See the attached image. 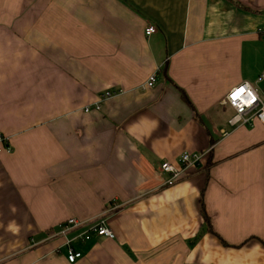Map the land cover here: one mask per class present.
Returning <instances> with one entry per match:
<instances>
[{"label": "crops", "instance_id": "1", "mask_svg": "<svg viewBox=\"0 0 264 264\" xmlns=\"http://www.w3.org/2000/svg\"><path fill=\"white\" fill-rule=\"evenodd\" d=\"M259 28L264 0H0V264H264V123L224 103L264 90ZM185 151L212 164L166 184ZM69 217L115 236L70 262Z\"/></svg>", "mask_w": 264, "mask_h": 264}, {"label": "built area", "instance_id": "2", "mask_svg": "<svg viewBox=\"0 0 264 264\" xmlns=\"http://www.w3.org/2000/svg\"><path fill=\"white\" fill-rule=\"evenodd\" d=\"M156 31L157 27L154 25H150L146 28L147 35H151ZM258 31L259 34L264 37V28H259ZM257 80L259 82L264 81V70L258 76ZM155 83L156 76L155 74H152L146 81L145 86L152 87ZM115 92L116 91H107L104 96L108 98L117 94ZM224 103L234 110V114L228 120V123L231 126L253 125L256 121L264 123V96H262L261 91L252 83L243 81L234 86L226 95ZM88 108L89 107H86L87 110ZM224 134H227V132H224ZM7 140L8 137L0 134V142L6 141L7 143ZM206 153L207 152L185 151L181 154L178 165L169 161H163L160 163V171L170 174V177L165 183L171 185L180 178L187 169L200 166ZM74 231L80 232L76 233L74 237L69 238L67 235ZM93 233L98 236L110 238L115 236L114 232L106 226L104 220H96L95 222L88 224L86 220L77 217H69L60 223L57 235H62L67 239L68 261L75 262L82 256V252L77 250L71 244L72 240L85 241L90 239Z\"/></svg>", "mask_w": 264, "mask_h": 264}, {"label": "trees", "instance_id": "3", "mask_svg": "<svg viewBox=\"0 0 264 264\" xmlns=\"http://www.w3.org/2000/svg\"><path fill=\"white\" fill-rule=\"evenodd\" d=\"M182 94L184 96V98L190 103V99L188 98L187 94L185 93V91L182 89ZM194 105H192L191 107L193 108V110H196L194 107ZM198 114V113H197ZM213 144L215 143V140L213 139ZM212 151H209L208 153H206L205 157L202 160V164L209 166L210 164H212ZM192 168H196V167H192ZM201 213L204 219V223H210V216L205 208V203H204V199L201 198ZM211 224V223H210ZM209 229L211 230L212 228L209 227ZM54 233V231H51V234Z\"/></svg>", "mask_w": 264, "mask_h": 264}, {"label": "rangeland", "instance_id": "4", "mask_svg": "<svg viewBox=\"0 0 264 264\" xmlns=\"http://www.w3.org/2000/svg\"><path fill=\"white\" fill-rule=\"evenodd\" d=\"M260 91H261L262 96H264V93H263L264 90H263V89H260ZM50 235H51V236H53V235H54V236H57V232H56V233H52V234H50Z\"/></svg>", "mask_w": 264, "mask_h": 264}]
</instances>
